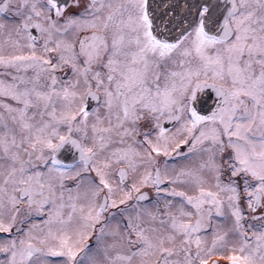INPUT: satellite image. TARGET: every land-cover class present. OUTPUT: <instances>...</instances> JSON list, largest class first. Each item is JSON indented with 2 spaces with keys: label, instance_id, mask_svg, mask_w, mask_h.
Here are the masks:
<instances>
[{
  "label": "snow or ice",
  "instance_id": "snow-or-ice-1",
  "mask_svg": "<svg viewBox=\"0 0 264 264\" xmlns=\"http://www.w3.org/2000/svg\"><path fill=\"white\" fill-rule=\"evenodd\" d=\"M264 264V0H0V264Z\"/></svg>",
  "mask_w": 264,
  "mask_h": 264
},
{
  "label": "flooded vegetation",
  "instance_id": "flooded-vegetation-1",
  "mask_svg": "<svg viewBox=\"0 0 264 264\" xmlns=\"http://www.w3.org/2000/svg\"><path fill=\"white\" fill-rule=\"evenodd\" d=\"M222 264H224L223 260H222Z\"/></svg>",
  "mask_w": 264,
  "mask_h": 264
}]
</instances>
